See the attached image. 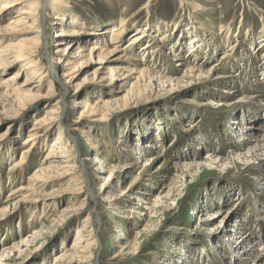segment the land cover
Masks as SVG:
<instances>
[{
	"label": "rangeland",
	"instance_id": "1",
	"mask_svg": "<svg viewBox=\"0 0 264 264\" xmlns=\"http://www.w3.org/2000/svg\"><path fill=\"white\" fill-rule=\"evenodd\" d=\"M184 2L202 4L203 11L198 14L197 21L212 32L206 38L210 40L213 37L212 44L220 45L216 48L211 46L210 56L205 51L200 54L197 59L201 64L209 61L202 69L208 70L217 65L219 75L232 76L227 84L215 86L219 89L217 91L221 98L213 96L212 79L203 82L200 78L195 83L191 82V86L148 88L134 93L116 103L108 119H86L88 130L103 143V148L98 150L94 148V143L84 139L82 126H77L82 103L76 105V102L89 101L94 104L99 97L116 101L118 97L126 94L128 88L121 86L122 81L109 87L107 80L102 78L104 76L95 77L98 64H87L77 73L76 81L80 86L78 91L68 86L66 92L65 87L58 86V76L64 70L58 67L57 76L50 73L51 67L53 70L56 68L44 57L48 52L50 57L51 54L60 57L54 55L57 48L52 42L53 35L58 30L57 24L53 23L57 21L48 19L43 12L46 21L44 32L49 41L42 47L40 58L45 65V72L50 73L49 77L41 84L40 89L30 93L32 97L21 95L15 98L18 104L15 109L3 106L0 102V190L3 188L0 191V210L6 206L4 202L11 191L20 186H32L33 183L28 179L42 166L47 149L53 145V139L60 132L58 128L49 129L45 141L32 149L23 178L8 168L20 161L22 151L29 148L24 142L29 130L34 127L35 119L40 115L53 117L46 112L56 108L54 104L57 102L62 103V126L66 128V138L76 145L73 150L78 155L74 165L88 176V184L84 187L86 191H79L80 194H77L73 191L79 186L75 180L70 176L60 177L52 173L45 174L51 180L49 185L37 187L33 184V190L41 194H56V202L48 211L43 204H39L34 214L37 217L33 216L34 218L31 210L36 205L30 202H23L22 206L0 215V254L2 247H9L25 237V234L35 233L42 228V233L33 243L9 255L2 264H56L55 256L61 249L72 247L78 233L77 228L83 226L88 218L92 224L87 227L95 226L99 237L95 251L98 257L94 264H241L240 259L252 264L258 253L256 251H260L261 258L264 257V174H261L264 158L250 162L236 160L229 166L220 163L204 165L207 158H226L235 151L234 147L247 143L249 139L239 141L238 138L242 128L246 129L247 120L250 117H264V56L258 52V44L264 40V0H70L69 6L90 30L103 29L110 32L115 21L124 17L127 20L138 18L134 21L139 28H143L146 19L151 17L153 23L163 22V29L171 35L176 30L172 24L178 19L182 18L183 30H188L190 26V12H182ZM145 4L148 8L142 10ZM139 12L142 13L140 17ZM9 17L10 15L4 16L5 21ZM79 26L81 25L76 24L73 27ZM128 29L132 30L133 24L130 23ZM170 38V41L162 44L161 55H165L170 49L172 53H180V57L186 56L187 48L179 50V44H175L173 35ZM150 39L146 37L140 45L146 42L150 44ZM129 40L130 38L124 37L121 42L112 44L109 48L115 46L119 50ZM151 41L154 42L152 39ZM7 43L16 45L18 39L3 41L2 45ZM95 43L97 42H89L86 45ZM232 44L241 46L233 52L227 49ZM76 48L77 46L73 53L77 52ZM140 50V46L136 47L138 55ZM165 56L174 69L180 68L174 66L177 62L171 60V56ZM151 58L157 59L152 54L147 64L154 65L157 61V66L161 65L163 72L166 63L160 60L153 62ZM22 67L13 65L6 67L9 69L4 72L0 70V84L4 78L23 71ZM180 75L181 71L174 76L179 78ZM24 79L22 77L19 81H25ZM52 84H57V87ZM51 86V90H54L52 93L49 92ZM227 90H236L237 97L232 99L230 94H226ZM220 101L231 104L227 108H221L218 106ZM191 124H197L196 130L191 131L194 133L189 131L188 125ZM236 126L241 131H237ZM245 131L243 135L246 134ZM124 135L128 137L127 140L122 138ZM260 135H264V132L257 136ZM246 136L252 138L253 135ZM125 142L130 148L139 147L144 154L143 159L150 158L152 163L138 165L144 160L131 154L132 149L122 148ZM149 142L159 143V149H147ZM252 145H255L253 140ZM113 149H120L123 153L122 158H118L119 161L114 157ZM196 155H199L197 161ZM106 158L111 163L109 166H114L115 169L126 161L137 164L133 170H128L129 175L122 174L121 169L115 171L119 175H116L117 178L122 181L118 188L126 194L119 201V207L123 208L122 213H119L121 208L112 210V206L105 202L101 190L103 179L110 174L101 175L95 172L97 165L94 160L105 161ZM195 161L203 165L201 169L185 167L187 163ZM109 162L106 161V166ZM162 166L167 167L165 175L152 182L145 180V171L157 170ZM182 170L191 172L187 174ZM72 172L74 171L70 170ZM163 184L168 186L166 191L170 190L169 195L148 220L143 215L148 212L144 209L146 205L137 199H131L129 194L135 193L136 197V192H140L139 195L145 193L150 198H156L161 194ZM118 188L113 191V196L121 193L116 191ZM237 197H241V200L234 199ZM64 209L75 210L71 219H66L70 216L61 214ZM32 220L35 222L32 223ZM241 221H244L241 233L244 232L245 237L247 234L253 235L247 244L252 250V254L248 256L241 252L236 254V243H231L235 239L234 233L230 234V231L237 228ZM206 225L210 227L206 228ZM142 229L144 231L140 234ZM218 234L223 235L218 237ZM123 237L129 238V242L132 240L139 243L133 253H120L121 247L128 242ZM228 242L230 243L227 245ZM184 254H189L190 257L181 259Z\"/></svg>",
	"mask_w": 264,
	"mask_h": 264
},
{
	"label": "bare ground",
	"instance_id": "2",
	"mask_svg": "<svg viewBox=\"0 0 264 264\" xmlns=\"http://www.w3.org/2000/svg\"><path fill=\"white\" fill-rule=\"evenodd\" d=\"M69 1L70 0H0V70H3L4 72V70H8L13 65L17 66L18 68L21 65L24 67H22L23 71H20L21 74L20 72H18L10 75L4 78L3 83L0 84V102L1 104H3V106H8L15 109V107L18 106L15 98H19L21 95L30 96V93L36 91V89H40V87H42L41 84L46 82L45 79L49 77L50 73L53 72L57 76L58 67L64 70H62V74L60 73L61 76H58V86L65 87L66 92L68 91V86L74 87V89L78 91L80 86L79 84H77V73L80 72V70H82L83 67H85L87 64H98L99 68L95 72V77H98L99 75L101 77L104 76L102 78L107 80V85H109V87L115 85L116 82L122 81L123 84L121 86L128 88L125 91L126 94L124 96L118 97L116 101H113L111 99H102L101 97H99L94 104L89 103V101H82L80 103L79 101L76 102V105L82 103L81 107H79L82 112L78 118L79 120L77 121V126H82L81 128L83 129L81 130V133L83 134L84 139H86L88 142L94 143V148L98 150L103 148V143H101L98 138L91 133L90 129L88 130L85 125V122H87L86 119L91 118V120H95L96 117H99L100 120L108 119L110 113L112 112V109L115 107V104L134 93L145 91L148 88L163 89L179 87L182 85L191 86V82L194 81L195 83V81L200 78L203 82L208 79H212V81H214L213 87L211 89L214 93L213 96L221 98L219 91H217L219 90L217 87H220L218 85L227 84L232 76L219 75L220 72L217 68V65L210 67V69L208 70H204L202 69L203 65H205L209 61H206L205 63L203 62L204 64H201L200 60L197 59L204 51L208 56H210L212 54V45L215 48L217 46L220 47V45L218 44H212L213 37L210 40L206 38L207 34H212V32L207 28H203V25H200L197 21L199 20L198 14H201V11H203L201 3L184 2V9L182 10V12H190L188 16L189 20H191L190 26L188 27V30H183L182 27L184 24L182 22V18L178 19L176 22H174V24H172V26L176 28V30H174L171 35H169L170 33H167V31L163 29L165 24H163V22L153 23L151 17L146 19V23L143 28H139L138 24L135 23L136 21H134L138 18L127 20L126 17H124L115 21V25L113 24L114 27L110 32L103 29L90 30L80 21V16L70 8ZM147 6L148 5L145 4V7H143L142 10L148 8ZM43 12L48 17V19H54L55 21H57L53 24H57L58 29L55 35H53L54 41L52 40V42H54L57 48V51L54 52V55L60 57H54L52 54L50 57L49 52L47 55L43 54L45 60L56 68L55 70H53L51 67V71L49 74L45 72V65L42 64V60L40 58V56L42 55V47H44L47 44V41H49L48 37L45 35L46 32H44L46 21L44 19ZM139 13V17L142 16V13ZM3 15L5 17L10 15V17L7 21H5ZM130 23L133 24V29L129 31L128 27L130 26ZM76 24H80L81 26L73 27ZM172 35L173 39H176L175 44H179V50L187 48L186 56L180 57V53H172L170 49H168L167 53L165 54L167 56H171V60L177 62L174 66L180 67L179 69H174L173 66L170 65L169 60L166 59V56L163 53L161 55L160 49L163 46L162 44H166V42L170 41V36ZM215 36L218 35L215 34ZM124 37L130 38V40L124 44V48H121L119 50H117V47L115 46L114 48H109L112 44L116 45L117 43L121 42ZM146 37H150L152 40H154V42H152L150 39V44L146 42V44L144 43L140 45L141 41L144 42V39H146ZM11 39H18V43H16V45H12L11 43L2 45L3 41H10ZM95 41L97 43L86 45L89 42ZM162 41L163 43H161ZM258 45V52L263 53L264 56V40ZM75 46H77V52L73 53ZM134 46L135 48H133ZM138 46H140L141 48V52L139 55L136 52V47ZM240 46V44H235V46L234 44H232L227 49L234 52L237 47ZM141 54L143 55L142 57H140ZM152 54H154V57L156 56L157 59L151 58L153 59L151 61L155 62V60H160L166 63V68L164 69L165 71L163 70L164 73L161 72V65L159 67L157 66V61L155 62L156 64L154 63V65L151 63L147 64V62L150 61L149 58ZM6 67L9 68L6 69ZM180 71L182 72V75H180L179 78L174 76ZM105 76L109 77L107 78ZM22 77H25V81H19V79ZM132 79L134 81H132ZM38 83L40 84L38 85ZM57 84L52 85L53 87H57ZM53 87H50L49 92H54V90H51ZM211 90L209 89L210 92ZM235 91L227 90L226 94H230L232 96L231 98L233 99L237 97L238 92ZM52 96L54 95L52 94ZM227 102L228 101H220L218 102V106H221V108H227L228 105L231 104ZM61 104V102L55 103L54 105L56 106V108H53L46 112L47 115L53 117L40 115L35 119L36 121L34 122V127L29 130L28 136L24 142V145H29V148L26 147L27 149L22 151L20 161L12 164L8 168V170H14V173L17 172L16 174H20L23 178V173L27 169L26 165L28 163V155L31 154L30 152L32 151V149H35L39 143L45 141V139L47 138L46 134L49 129L58 128L60 132L53 139V145L47 149V155L44 158L42 166L38 168V170L28 180L31 183L35 184V186L37 187H44L49 185L51 181L49 180L50 178H47V176L45 175L46 173H52L60 177L70 176L72 180H75L77 184H79V188H74V193L80 194L79 191H86V188L84 189V187H86L88 184V176L82 171H79V168L74 165V162H77L76 156L78 155V153L73 150L76 145H74L72 141L66 138L67 131L66 128L62 126L64 114L61 108ZM188 126L190 132L192 130H196L197 128V124H191V126ZM236 130L241 131V128L237 129L236 126ZM242 130L243 131L238 134L239 141H246L249 139L247 143L243 142V145L234 147L235 151L231 152V155L226 158H219L218 156L211 159L207 158L204 165L211 166L218 165L220 163L223 166H229L233 165V162H235L236 160L243 162H250V160L261 158L263 160L264 135H257L260 132H264V117H250V119L247 120L246 129L242 128ZM244 130H246V134L243 135L242 133L244 132ZM249 134L253 135L252 138L246 136ZM122 138L127 140L128 137L124 135ZM252 140L255 145H252ZM126 142L124 144V147L122 148H130L126 144ZM157 144L159 143L149 142L146 148L154 151L158 150L159 146ZM130 149H132L131 154H135V157L144 160L140 161V164L138 165H142L143 163V166H145L146 164L150 165V163H152L150 158L143 159L144 154L141 152V149L139 147L137 149H135V147ZM198 149L201 150L202 147H198ZM112 152L114 154V157L119 161L120 157L123 154L120 149H113ZM96 153L98 154V152ZM196 156L197 157H195V160L197 161L199 155ZM108 159L109 158H106L105 161H101L100 159L94 160L97 165V167L95 168V172H99V174L101 175L102 173L110 174L111 177L109 176L103 179L101 185V188H103L100 189L103 191L104 199H106L105 202L111 205L112 210L115 211L121 208L119 207V201L123 200V198H125L126 196L125 192L118 188L121 185L122 181L121 179L117 178L116 175H118V173L115 171L121 169L123 170L121 172L122 174L129 175L130 173L128 170H133V168L136 167L137 164L134 165L131 164V162L126 161L123 165L120 164V166L115 169L114 166H109L111 163ZM106 161L109 162L108 166H106ZM196 161L195 163H187L185 167L187 168L188 166L192 169H201L203 165L199 164V162ZM261 169V174H264V164L262 165ZM70 170L74 172L70 173ZM166 171L167 167L165 166H162L157 170L152 169L150 171H145L146 173H144V175H147L145 177V180L148 182H152V180L159 179L162 175H165ZM182 171L183 173L187 174L191 172V170L190 172H185L184 170ZM68 173H70V175H68ZM0 183H2L1 176ZM33 184L31 187L20 186L11 191L5 199L4 203L6 204V206L3 207L4 209L0 210V215H4L8 212V210L14 209V207L22 206L21 204L23 202H30L36 205L35 207H33L34 209L31 210L33 212L32 217L35 216V209L39 206V204H43L44 209L48 211V208L53 206V204H55L56 202V199L54 198L56 194H41V192L33 190V187H35ZM116 187L118 188L116 191H120L121 193L113 196L112 193ZM167 187L168 186L163 184L161 186V194L156 198H150L149 194L145 193L139 195L140 192H136V194L138 193L136 197L135 193H131L129 194V196L132 197L131 199H137L138 201L142 202V204L146 205L144 209H146L148 212L143 215L146 216L149 220L151 214H153V212L157 210V207L160 205V203L163 200L167 199L170 192V190L166 191V189H168ZM2 189L3 188H1V190ZM133 190L135 191V189ZM234 199L239 201L241 200V197H237ZM30 209L31 208H29V210ZM122 210L123 208L119 210V213H122ZM74 212L75 210L72 209H64L61 214L70 216V218L67 217L66 219H71ZM220 212H222V210ZM203 216L201 217L203 218ZM37 219L38 218H36L35 220L37 221ZM35 220H32V223L35 222ZM242 223H244V221H241V224H239L237 228L230 231V234L234 233L235 239L234 241H231V243H236L234 247L236 254L241 252L246 253V256H248L252 254V250L251 248H248L247 244L249 238H252L253 235L250 236L249 234H247V237H245L243 235L244 232L241 233L243 229ZM88 224H92L89 218L88 220L84 221L83 226L77 228L78 233L76 234V239L72 247L69 249H61V251L55 256L54 263L94 264L96 262L98 256L95 251L98 247L99 237L96 229L94 228L95 226L87 227ZM209 227L210 226H207L206 228ZM143 231V229L139 231L140 234H142ZM40 233H42V228H40V230L36 231L35 233L31 232L25 234L26 236L24 235V239H19L18 242L12 243L9 247H2V253L0 254V264H2L3 261L9 258V255H11L12 253L21 251V249L25 247V245L33 243L40 235ZM223 234H218V237H221ZM123 239L128 240V242L126 243V245L121 247L120 253H133L139 243L132 240L129 242V238L126 237H123ZM229 243L230 242H228L227 245ZM256 252H258V256L256 255V257L253 259L252 264H263L262 262H264V257L261 258L259 256L260 251ZM187 256L190 257L189 254H184L181 259H187ZM239 262L241 264L248 263L247 260L244 259H240Z\"/></svg>",
	"mask_w": 264,
	"mask_h": 264
}]
</instances>
